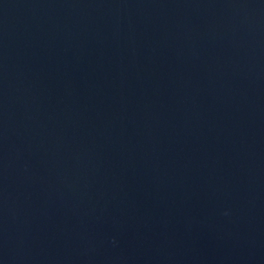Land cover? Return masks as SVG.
Here are the masks:
<instances>
[{"label":"water","instance_id":"water-1","mask_svg":"<svg viewBox=\"0 0 264 264\" xmlns=\"http://www.w3.org/2000/svg\"><path fill=\"white\" fill-rule=\"evenodd\" d=\"M0 264H264V0H0Z\"/></svg>","mask_w":264,"mask_h":264}]
</instances>
